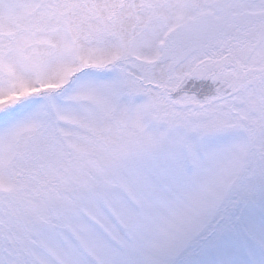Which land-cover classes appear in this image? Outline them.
Wrapping results in <instances>:
<instances>
[{"label":"snow or ice","instance_id":"1","mask_svg":"<svg viewBox=\"0 0 264 264\" xmlns=\"http://www.w3.org/2000/svg\"><path fill=\"white\" fill-rule=\"evenodd\" d=\"M0 264H264V0H0Z\"/></svg>","mask_w":264,"mask_h":264}]
</instances>
